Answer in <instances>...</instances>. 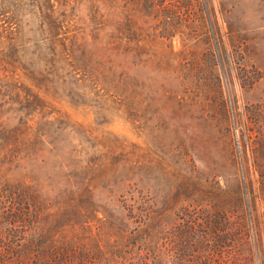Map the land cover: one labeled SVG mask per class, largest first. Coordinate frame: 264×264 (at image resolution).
I'll list each match as a JSON object with an SVG mask.
<instances>
[{
    "label": "rangeland",
    "instance_id": "1",
    "mask_svg": "<svg viewBox=\"0 0 264 264\" xmlns=\"http://www.w3.org/2000/svg\"><path fill=\"white\" fill-rule=\"evenodd\" d=\"M21 247L264 264V0H0V264Z\"/></svg>",
    "mask_w": 264,
    "mask_h": 264
},
{
    "label": "trees",
    "instance_id": "2",
    "mask_svg": "<svg viewBox=\"0 0 264 264\" xmlns=\"http://www.w3.org/2000/svg\"><path fill=\"white\" fill-rule=\"evenodd\" d=\"M19 219L24 220L23 214L19 215ZM17 253H18V263L19 264H26L24 262V260H25V256H27L29 254V252L26 249L21 247L19 250H16V254ZM12 264H14V263H12Z\"/></svg>",
    "mask_w": 264,
    "mask_h": 264
}]
</instances>
